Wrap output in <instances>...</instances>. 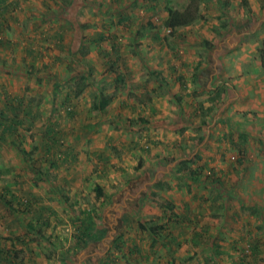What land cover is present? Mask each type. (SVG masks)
<instances>
[{
	"label": "rangeland",
	"instance_id": "1",
	"mask_svg": "<svg viewBox=\"0 0 264 264\" xmlns=\"http://www.w3.org/2000/svg\"><path fill=\"white\" fill-rule=\"evenodd\" d=\"M71 1V23L66 32L54 40L57 45L43 48L46 52L53 50L60 62L37 70L22 66L14 72V79L6 75L0 78V247L16 252L12 262L0 256V264L16 260L19 264L230 263L207 258L221 252L227 257L242 256V264L264 262L260 261L264 256L255 261L257 252L249 245H240L234 254L226 246L202 242L189 245L187 230V237L182 238L172 228H162L152 235L140 227L172 224L191 191L214 195L222 188L237 192L230 196L238 197L247 211L252 209L264 228L262 161L254 160L249 167L232 166L233 179L228 183L214 171L193 163L180 162L177 167L174 117L177 103L182 108H191L193 101L206 105L201 109L203 117L196 122L198 127L192 130L200 134L201 140L194 139L182 148L192 150L205 136L208 126L202 124L203 118L207 122L211 107L217 108L231 91L217 81L220 77L227 79L220 74L207 86L206 81L196 86L192 80L186 86H176L177 70L181 79L189 80L191 67L198 68V72L210 64L221 71L244 54L264 67V0H195L199 16L173 32L165 40L168 45L159 40L167 34L164 21L170 10L188 0ZM89 25L93 26L87 28ZM98 25L105 37L100 44L83 35H92ZM116 31L122 35L115 45L112 34ZM55 51H59L58 55ZM113 58H117L116 64L122 63L121 69L114 70L109 63ZM4 61L5 67L13 66L8 65L9 59ZM168 64L175 66L173 73L166 70ZM125 65L131 74L125 71ZM154 70L165 72L161 83L151 74ZM116 72L121 73L122 83L128 78L129 83H144L143 90L165 86L170 96L160 100L173 109L164 118L152 119L143 115L142 103L127 107L126 98L130 97L125 95L132 94L137 103V98L146 99L144 91L125 92L124 87H119L120 95L118 90L110 91L111 84L118 83L113 78ZM185 88L193 96L187 98ZM108 96L113 99L109 101ZM118 96L123 97L121 103L116 100ZM97 98L102 100L100 109L93 107ZM9 99L14 108L7 102ZM163 102L159 105L163 106ZM212 126L207 128L209 136ZM227 128L225 133L231 135L246 133L240 126ZM178 129L180 133L187 132L181 126ZM253 143H258L256 137ZM218 182L219 187L212 185ZM94 184L102 188L100 195L95 193ZM96 201L101 205L91 215L81 211ZM205 202L206 199L202 205ZM213 218L220 221L223 217L217 214ZM85 225H89L88 246L87 242H73L77 230ZM83 246L87 247L80 249Z\"/></svg>",
	"mask_w": 264,
	"mask_h": 264
},
{
	"label": "crops",
	"instance_id": "2",
	"mask_svg": "<svg viewBox=\"0 0 264 264\" xmlns=\"http://www.w3.org/2000/svg\"><path fill=\"white\" fill-rule=\"evenodd\" d=\"M71 3V0H0V78L6 75L8 78L14 79V72L20 70L22 66H32L37 70V68L46 69L47 67H52L55 62H60L59 57L53 55V50L46 52L43 48L47 47V45H57L54 40L61 38L64 32H66L67 25L71 23L69 22V18H71L69 6ZM126 15L127 13L122 16ZM125 20L127 21V18ZM260 20L261 18L258 19V21ZM92 26L89 25L87 28ZM166 31L168 33L169 29ZM102 32L101 27L98 25L96 26V32L92 34L93 36L86 34V32L83 35H87L88 41L94 40L96 44H100V40L105 38ZM120 35H122L120 31L112 34V37L115 39V45L119 41ZM162 35L164 36L165 34ZM163 36L159 38L160 42L163 41V44L168 45L169 43L165 42ZM54 53L57 54L59 51H55ZM50 55L51 57L48 58ZM59 55L62 54L60 53ZM113 55L116 57L117 50L114 49ZM163 57L165 58V56ZM249 57L248 54H244L235 59L234 64L229 65V67L224 66L221 71H218L216 67L210 64L199 69L198 72V68L194 69L191 67L188 69L189 80H185V78L181 79V74L177 70L176 75H174L176 86H183V84L186 86L187 83L190 84L189 81L191 80L196 86L203 85L204 82L201 81H206L207 86L209 81H213V79H216L217 74H220L227 79L223 81L220 77L217 81L223 83L224 86L231 90L229 91L230 94H227L228 96H224L220 100L221 102H219L217 108L216 106L211 107V112H209V116L207 117L208 123L206 122V118H203L205 122H202V124H207L206 126L208 127L213 125V130L209 136L207 127L202 141L193 146L192 150L186 148L185 151H182V148L190 145L194 139L196 142L201 140L198 139L200 134H193L192 130L198 127L196 122L198 118L203 117L201 109H205L206 105L202 101L200 103L197 102V104L193 101L190 104L191 108H182L177 103V114L174 116L175 120L177 119V167L180 162L190 163V165L193 163L196 167L208 168L214 171L215 176L224 178L227 183L233 179L232 175L234 171L231 170L232 166L242 165L243 167H249L252 161L258 160L262 161L261 165L264 167V67L259 61L255 60L254 62ZM5 59H9L11 63L7 64L13 66L9 68L5 67ZM116 59L113 58V61L110 60L109 63L112 64V67L116 68L114 70H119L123 66L119 62L116 64ZM247 59H249V62H247ZM28 60H32L33 62ZM37 60L39 61L37 62ZM164 62H166V58ZM164 62L162 65H164ZM180 67L181 64H178L177 68ZM174 68L175 66L168 64L166 70L169 73H173L175 71ZM124 69L128 74H131L126 65ZM156 72L160 74L163 80L165 72ZM24 74L26 75V73ZM117 74L121 78L120 81L116 77ZM116 75L113 76L112 74L118 83H112L110 91L112 89L118 90L119 95L123 87L125 92L136 90L142 94L144 91L142 95L146 99L137 98V103L134 102L135 97L132 94H128L129 96L125 95V97H130L126 98L127 107L134 108V104L140 105L142 103L140 106L141 109H144L143 115L145 118L161 119L166 117L167 112L173 109L172 106L167 108L166 103L160 100L161 98L165 99L167 96H170V90L166 89L165 86L161 85V88L166 90L163 95L150 96L154 88L150 91L148 89L143 90L141 87L144 86V83L134 84L138 83V81L134 82L133 80L129 83V78L125 79L122 83L121 73L116 72ZM213 83L215 84V82ZM135 87H140V89L138 90ZM183 92L187 98L191 95L193 96L186 88L183 89ZM192 92L196 93L194 90ZM176 93L177 95L180 94L177 89ZM108 98L109 101L113 99L109 96ZM11 100L9 99L7 102L14 108ZM116 100L121 103L123 97L118 96ZM161 102L164 103L163 106L159 105ZM213 108H216L214 113H212ZM149 109L151 112H149ZM138 114L142 115L141 112ZM252 122L255 125H252ZM223 125L224 127H222ZM227 125L240 126L242 127L241 131H246V133L237 132L235 135L225 133L228 131ZM180 126L183 130L186 129L187 132L180 133L181 131L178 129ZM254 137H256V141L260 144L253 143ZM136 143L137 141H135L132 147ZM258 145H261V147L257 148ZM143 146H147V144ZM129 147L127 146L128 149ZM260 152L261 154H259ZM257 153L258 155H256ZM190 173L194 175L195 172L192 171ZM212 185L219 187V182L212 183ZM235 193L222 188L214 192V195H210L209 192L203 195L202 191H191L189 195L190 199L181 203V207L177 210V212L179 211L178 215L176 214L175 219L172 220V224L169 222L165 227L172 228L177 233L179 232L178 235L182 238L184 236L187 237L188 232L187 243L189 245H201L202 242L205 245H213L214 247L226 246L228 249H232L234 254L235 252L237 253L238 249L236 248L240 245H249L255 249V253L257 252L256 261V258L259 256H264V228L258 224L260 221L259 216L253 215L252 209L247 211L244 208V204L240 202V199L238 201V197L230 196ZM238 196L240 197L239 194ZM204 199H206V202L202 205ZM218 199L217 204H213ZM217 214L223 217L220 221H214L213 217ZM186 215H190V217L188 218ZM221 240L226 241L223 242ZM74 241L75 238L73 236ZM86 244L89 245L90 242ZM83 247L80 249H84ZM207 258L211 261H228L230 262L228 264L245 263L242 260V256L235 254L232 257H227L224 252L210 255ZM204 259L201 258L200 260ZM263 260L264 258L260 261L262 262ZM246 262L249 263L247 260ZM261 264H264V262Z\"/></svg>",
	"mask_w": 264,
	"mask_h": 264
},
{
	"label": "trees",
	"instance_id": "3",
	"mask_svg": "<svg viewBox=\"0 0 264 264\" xmlns=\"http://www.w3.org/2000/svg\"><path fill=\"white\" fill-rule=\"evenodd\" d=\"M200 13V7L199 5L196 3L195 0H188L184 5H182L180 8L177 9H173L170 10V12L168 13L164 24L166 26V28L169 29L168 33L165 34L163 36L164 40H167L168 37L175 31H177L180 27L182 26H186L189 25L195 18H197L199 16ZM152 75L154 77V79L156 81H158L159 83H161L162 81V77L160 76V74L156 71H152ZM116 77L119 79L120 81V76L117 74ZM166 92V90H164L163 88H161V84H159L156 88L153 89V91L150 93V96H161ZM99 94V93H98ZM100 97V94H99ZM98 97V98H99ZM97 98V99H98ZM102 98V97H101ZM102 100L98 99L97 103L93 106L94 108H100L102 107L101 104ZM192 171H187V173L189 174ZM94 189H95V193H97L98 195H100L102 193V188L99 186V184H94ZM94 202V201H93ZM101 205V201H96L91 208L88 209H84L81 210L84 214L87 213V215H91L92 212L94 211V209L100 207ZM88 226L89 225H85L82 228H79L77 230V232L75 233V241L77 244L79 243L80 245L83 244L84 242H87L88 238H86V236L89 235L88 233ZM140 227L143 230H147L149 233H151L152 235L158 234V230L160 229H165L166 227L164 225H160L159 227H148V225L142 226V224H140ZM31 228V227H30ZM167 229V228H166ZM168 231V230H167ZM79 245V246H80ZM14 249H11L8 251L7 250H3V247H0V256L5 260L6 262H12L11 259H14L16 256V252L12 251ZM159 251H162V249H158ZM10 251H12V254H10ZM159 253V252H157ZM9 257V258H8ZM13 264H19V262L16 260L13 262Z\"/></svg>",
	"mask_w": 264,
	"mask_h": 264
},
{
	"label": "built area",
	"instance_id": "4",
	"mask_svg": "<svg viewBox=\"0 0 264 264\" xmlns=\"http://www.w3.org/2000/svg\"><path fill=\"white\" fill-rule=\"evenodd\" d=\"M263 181H264V173H263Z\"/></svg>",
	"mask_w": 264,
	"mask_h": 264
},
{
	"label": "water",
	"instance_id": "5",
	"mask_svg": "<svg viewBox=\"0 0 264 264\" xmlns=\"http://www.w3.org/2000/svg\"><path fill=\"white\" fill-rule=\"evenodd\" d=\"M87 246H88V244H87ZM87 246H85V247H87ZM85 247H83V248L85 249Z\"/></svg>",
	"mask_w": 264,
	"mask_h": 264
}]
</instances>
